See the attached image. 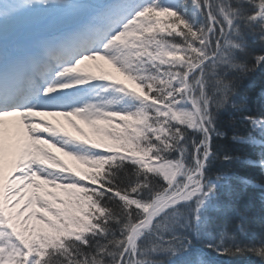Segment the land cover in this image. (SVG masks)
Here are the masks:
<instances>
[{"label": "snow or ice", "instance_id": "snow-or-ice-1", "mask_svg": "<svg viewBox=\"0 0 264 264\" xmlns=\"http://www.w3.org/2000/svg\"><path fill=\"white\" fill-rule=\"evenodd\" d=\"M241 257L264 264V0H0V264Z\"/></svg>", "mask_w": 264, "mask_h": 264}, {"label": "rangeland", "instance_id": "rangeland-1", "mask_svg": "<svg viewBox=\"0 0 264 264\" xmlns=\"http://www.w3.org/2000/svg\"><path fill=\"white\" fill-rule=\"evenodd\" d=\"M51 119L53 120V123H58L60 126L63 127L64 130H66L68 132H71L73 135H79L76 132V130L67 122V120L65 118H63V117H54V118H51ZM73 119H75V118H73ZM76 123L80 124L81 127H84L85 131L89 132V134L91 135V129L87 125L82 124V122L79 121V120H76ZM52 150L54 152H56V154L58 156H60L61 159H64L66 157V156L63 155V153L58 152L56 149H52Z\"/></svg>", "mask_w": 264, "mask_h": 264}, {"label": "trees", "instance_id": "trees-1", "mask_svg": "<svg viewBox=\"0 0 264 264\" xmlns=\"http://www.w3.org/2000/svg\"><path fill=\"white\" fill-rule=\"evenodd\" d=\"M108 67H110V66H108ZM113 71H114V70H113ZM116 75H119V74L116 73ZM258 79H259V77H257V80H258ZM93 138H95V137L93 136ZM62 160H64L65 163L69 164L70 166H78V167H80L82 170H84V171H88V169L86 168V166H84V165H77V162L71 160V158L65 157V158L62 159ZM248 259H249V258H247V257H241V258H238L237 260L234 261V264H246V262H247Z\"/></svg>", "mask_w": 264, "mask_h": 264}]
</instances>
